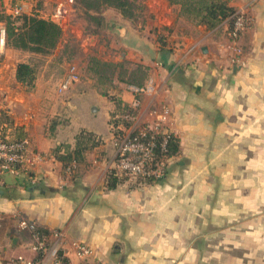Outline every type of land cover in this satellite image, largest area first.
Returning <instances> with one entry per match:
<instances>
[{
    "label": "crops",
    "instance_id": "0c3cea01",
    "mask_svg": "<svg viewBox=\"0 0 264 264\" xmlns=\"http://www.w3.org/2000/svg\"><path fill=\"white\" fill-rule=\"evenodd\" d=\"M225 1L249 18L236 40L229 19L208 27L174 17L166 0L147 2L151 23L139 25L110 7L120 62L147 68L140 94L118 78L102 89L89 63L81 69L93 78L59 91L56 58V70L40 71L28 90L17 84L16 64L0 61V110L28 138L34 159L28 172L0 183V264L38 256L22 218L71 263L80 261L75 243H83L92 264H264V0ZM10 2L0 0V10ZM33 4L27 0V13ZM112 95L129 107L137 101L141 124L165 115L178 150L164 177L109 186ZM81 132L98 142L65 164L60 157Z\"/></svg>",
    "mask_w": 264,
    "mask_h": 264
},
{
    "label": "built area",
    "instance_id": "2783aa9c",
    "mask_svg": "<svg viewBox=\"0 0 264 264\" xmlns=\"http://www.w3.org/2000/svg\"><path fill=\"white\" fill-rule=\"evenodd\" d=\"M26 7L27 0H11L7 6L6 14L17 17L27 13ZM60 15V9H58L56 13L51 14L50 19L60 22ZM248 24L247 15L242 11H236L229 32L230 36L234 40L238 39ZM6 49L7 28L5 23L0 21V56L5 54ZM79 79L80 76L77 73L67 74L59 85V91L68 90ZM129 89L136 95L145 92L147 87L130 85ZM137 105L136 101L131 110L123 108L115 109L112 112L111 123L113 124L115 156L109 172L142 181L160 179L165 176L171 159L168 156V151L173 134L163 126L164 114H158L155 123H139L138 114L134 110ZM31 154L28 138L16 137L15 126H9L0 118V183L3 182L6 174L19 175L22 172H28L34 161ZM71 170L72 166L69 165L68 171ZM19 227L30 232L33 249L39 254L35 260L23 255L18 256L17 260L20 264H92L87 260L92 251L86 244L75 243L80 261L71 263L61 253L59 245L49 243L48 235L35 222L22 218ZM54 234L62 235L59 231H55Z\"/></svg>",
    "mask_w": 264,
    "mask_h": 264
},
{
    "label": "rangeland",
    "instance_id": "374dc122",
    "mask_svg": "<svg viewBox=\"0 0 264 264\" xmlns=\"http://www.w3.org/2000/svg\"><path fill=\"white\" fill-rule=\"evenodd\" d=\"M132 1L134 3V16L127 19H130L133 24L137 25L141 24L144 19L145 23L148 20L150 21V12L147 8V2L154 0ZM166 1L171 5L170 11L172 16L175 17L178 14L180 17L188 18V16H191L195 18L194 14L182 10V3L186 0ZM83 3L82 0H41V9H44L49 16L60 9L61 15L59 18L60 22L58 23L63 28V35L57 47L47 54L8 47V51L0 58V61L7 59V62L11 67L14 64H16L17 67L21 62L30 63L38 74L40 71L44 70H56V66H54L56 64L54 58H56L58 59L57 67H59V74L53 78V83H56V81H62L68 74L69 69L72 72H80V74L78 73L80 75V82H88V80L93 77L90 78L88 72H84L81 69L84 68L82 64L88 63L90 66L94 64L98 73L102 75V79L109 78L110 76L118 78L117 67L119 68V71L123 70L124 78H130V72L135 71L136 66L130 63L120 66V58L117 56L119 50L112 46L113 38L116 39L119 36V32H116L109 24H113L117 16V14H114V11L111 9L112 6H104L100 12H95L94 10L88 11ZM118 12L120 11L118 10ZM3 13L4 12L0 10V17ZM83 39L84 44L79 45L77 43L78 40L81 41ZM92 39H96V45H94V47H90L92 46ZM55 54H57V56ZM94 58L98 61L97 63ZM112 59H115L116 62L109 61ZM107 62H109L110 65L103 64H109ZM65 63L68 65L66 66ZM84 66L86 67V65ZM81 77L83 79H81ZM17 82V84L25 86L28 90L32 88L19 81ZM111 97L116 98V95H112ZM63 120L65 122L67 120L66 117H64ZM231 258L232 253H230L229 259Z\"/></svg>",
    "mask_w": 264,
    "mask_h": 264
},
{
    "label": "trees",
    "instance_id": "16d2710c",
    "mask_svg": "<svg viewBox=\"0 0 264 264\" xmlns=\"http://www.w3.org/2000/svg\"><path fill=\"white\" fill-rule=\"evenodd\" d=\"M84 7L88 10L100 12L104 6H112L118 9L125 18H132L134 16V3L132 0H82ZM32 11L24 13L17 17H12L3 13L0 21L4 22L7 28V47L16 49H24L36 53H50L59 44L63 35V28L58 22L51 20L49 17H44L41 9V0H33ZM182 10L187 13L194 14L195 18L199 19L201 23L207 24L208 27H215L222 21L229 19L231 27L233 23V16L237 11L236 8L229 6L225 0H186L182 3ZM191 17V16H190ZM230 27V28H231ZM95 59V58H94ZM95 62L98 61L95 59ZM109 63V62H107ZM104 65H110L105 64ZM112 64V63H111ZM128 64L127 62H120V66ZM131 64V63H130ZM134 65V64H132ZM136 70L130 72V78H124L123 70L119 71L117 67L118 79L125 81L127 85L144 86L147 78L145 67L140 64H135ZM99 84L105 88L106 84H112L114 76L102 79V75L98 73L94 64L91 66ZM37 73L35 68L26 62H21L16 68V79L25 85L34 86ZM106 93V91H103ZM107 94V93H106ZM115 109H133L127 106L121 99L114 98ZM0 118L4 120L9 126H13V119L7 110L0 112ZM21 134V133H20ZM16 137H25V134L16 135ZM98 142L95 135L88 132H81L77 136L76 147L60 158L64 163L68 164L70 161H79L82 154L89 146H94ZM55 149L54 152L58 151ZM178 150V141L173 135L169 144L168 156L172 157ZM108 178L110 179V187L116 186L119 178H125L109 172ZM156 180V179H148ZM39 256V254H38ZM37 256V257H38ZM35 260L37 258H31Z\"/></svg>",
    "mask_w": 264,
    "mask_h": 264
}]
</instances>
